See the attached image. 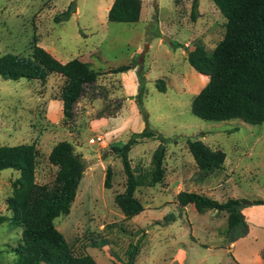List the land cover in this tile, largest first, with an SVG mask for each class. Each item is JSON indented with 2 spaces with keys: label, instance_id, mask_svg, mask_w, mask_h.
Returning <instances> with one entry per match:
<instances>
[{
  "label": "rangeland",
  "instance_id": "obj_1",
  "mask_svg": "<svg viewBox=\"0 0 264 264\" xmlns=\"http://www.w3.org/2000/svg\"><path fill=\"white\" fill-rule=\"evenodd\" d=\"M112 2L0 0V55L29 54L35 39L57 60L77 58L99 72L68 121L56 99L61 75L45 81L0 75V145L35 143L36 181L49 186L65 167L50 162L52 148L65 143L80 155L82 174L70 211L54 219L77 255L88 254L97 264H127L137 244L133 264H264V204L240 211L245 226L235 232L244 234L231 243L226 211L202 213L177 200L180 191L219 202L264 199V122L205 120L191 111L208 77L193 69L187 54L197 44L211 52L224 36L225 17L212 0H141L138 21L116 22L107 18ZM121 65L129 68L113 71ZM144 128L156 138L142 139L129 152L131 169L143 176L134 193L143 210L127 219L114 200L124 190L125 174L112 146ZM188 139L222 150V167L199 169ZM162 142L164 175L151 185L153 152ZM107 167L110 187L104 186ZM18 175L0 170V217L10 215L6 197ZM21 231L0 221V264H19Z\"/></svg>",
  "mask_w": 264,
  "mask_h": 264
},
{
  "label": "trees",
  "instance_id": "obj_2",
  "mask_svg": "<svg viewBox=\"0 0 264 264\" xmlns=\"http://www.w3.org/2000/svg\"><path fill=\"white\" fill-rule=\"evenodd\" d=\"M225 17L223 38L211 52L201 44L188 52L187 61L196 72L208 77L207 84L193 97L191 111L205 120L241 119L250 124L264 122V0H212ZM141 0H113L107 18L116 22H136L140 18ZM64 16L68 12L63 13ZM29 54L0 55V75L3 78H19L45 81L50 74L63 77L59 95L65 121L74 117L78 99L88 83L94 82L99 72L77 58L61 62L35 39ZM128 65L113 69L125 71ZM160 87V91L163 90ZM141 98V94H138ZM139 104L142 105L141 99ZM149 128L134 132L126 142L112 146V152L121 158L125 187L114 197L116 206L129 219L143 210L134 193L142 185L143 176L130 167L129 152L145 138L155 139ZM160 138V137H158ZM188 149L197 166L203 171L219 169L225 159L222 150H214L195 139L187 140ZM69 144H56L49 155L53 164H65L52 186L36 181L38 150L35 143L0 145V170L13 169L19 175L11 183L12 191L6 197L8 217H0L21 227L22 243L15 248L19 264H97L88 254L77 255L63 234L55 227L54 219L68 214L75 198L82 174V162ZM165 145L160 143L153 152L154 169L152 184L161 182L164 175ZM112 169L106 168L104 186L110 187ZM180 206L192 205L199 212L210 209L227 212L229 236L233 238L237 228L245 226L240 210L246 205H263L264 199L247 201L230 198L219 202L211 197L190 191L177 194ZM138 246L129 253L127 264H133Z\"/></svg>",
  "mask_w": 264,
  "mask_h": 264
},
{
  "label": "crops",
  "instance_id": "obj_3",
  "mask_svg": "<svg viewBox=\"0 0 264 264\" xmlns=\"http://www.w3.org/2000/svg\"><path fill=\"white\" fill-rule=\"evenodd\" d=\"M252 206H253V205H252ZM243 209H244V207H243L241 210H243ZM241 210H240V211H241ZM242 234H244V232H242V233L234 232V235H232L233 238H231V236H229V235H228V236H229L228 238H230V239L232 240L231 243H233L234 240L237 239L236 237L239 236V235H242ZM230 245H231V244H230ZM259 259H260V258H259ZM263 260H264V259H263ZM263 260H262V261H263ZM259 261H261V260H259ZM263 262H264V261H263Z\"/></svg>",
  "mask_w": 264,
  "mask_h": 264
},
{
  "label": "built area",
  "instance_id": "obj_4",
  "mask_svg": "<svg viewBox=\"0 0 264 264\" xmlns=\"http://www.w3.org/2000/svg\"><path fill=\"white\" fill-rule=\"evenodd\" d=\"M97 139H98V137H97ZM91 141H92V142H94V140H93V139H91Z\"/></svg>",
  "mask_w": 264,
  "mask_h": 264
},
{
  "label": "water",
  "instance_id": "obj_5",
  "mask_svg": "<svg viewBox=\"0 0 264 264\" xmlns=\"http://www.w3.org/2000/svg\"><path fill=\"white\" fill-rule=\"evenodd\" d=\"M167 39V38H166ZM145 49H147V45H145Z\"/></svg>",
  "mask_w": 264,
  "mask_h": 264
}]
</instances>
